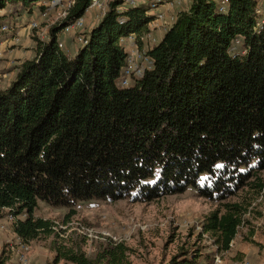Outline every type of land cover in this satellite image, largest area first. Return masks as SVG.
<instances>
[{"label": "trees", "instance_id": "16d2710c", "mask_svg": "<svg viewBox=\"0 0 264 264\" xmlns=\"http://www.w3.org/2000/svg\"><path fill=\"white\" fill-rule=\"evenodd\" d=\"M52 1L0 0V27ZM72 1L69 22L92 2ZM123 2H110L75 55L59 47L64 24L51 26L50 39L37 38L33 57L0 88V216L13 215L12 229L27 243L54 235L56 264H132V248L105 237L88 254L37 214L40 201L68 208L69 219L80 200L150 202L193 187L224 201L254 177V187L264 186L258 0H226L224 10L217 0H191L158 44L138 41L151 67L127 86L121 79L128 52L120 39L149 33L155 16L148 4L119 10ZM245 211L225 204L202 222L201 235L210 234L219 252L229 250ZM199 251L184 249L169 264H210L213 255Z\"/></svg>", "mask_w": 264, "mask_h": 264}, {"label": "rangeland", "instance_id": "374dc122", "mask_svg": "<svg viewBox=\"0 0 264 264\" xmlns=\"http://www.w3.org/2000/svg\"><path fill=\"white\" fill-rule=\"evenodd\" d=\"M110 1L106 0V3L109 4ZM181 6L187 7L185 3ZM57 11L56 7L49 18L43 21V29H50L57 22ZM30 15L25 13L21 17L18 16L14 21L17 24L15 35L18 39L13 40L15 43L4 45L5 50L0 58V88L7 87L18 66L35 54L36 39L40 36L33 30H23L28 27ZM161 29L165 30L163 27ZM69 34L61 35L64 45ZM153 35L158 44L160 36L154 33ZM3 37L11 39L13 34H3ZM258 177L264 183V170L258 173ZM257 180V177H254L251 184L224 201L202 197L196 189L190 187L183 193L165 195L150 202L130 199L80 200L75 206L76 213L69 219L68 208H57L40 201L37 214L54 220L57 224L55 230L60 233L61 238L82 243L88 254L96 251L97 244L105 240L104 236L126 242L132 248V264H169L171 258L184 249L197 252L201 250L199 252L204 257L206 253L213 255L210 261L212 264H215L216 254L222 257L219 264H235L242 261L264 264V186L254 187ZM227 203L242 204L246 211L243 215L244 221L234 239V246L228 252H219L210 234L201 235V225L213 211L224 212ZM1 224H5L6 228H1ZM54 238L52 235L29 243L31 264H56L55 252L51 249ZM19 241L12 229L9 214L5 212L0 216V264H20ZM57 264L73 263L62 260ZM203 264L209 263L203 261Z\"/></svg>", "mask_w": 264, "mask_h": 264}, {"label": "built area", "instance_id": "2783aa9c", "mask_svg": "<svg viewBox=\"0 0 264 264\" xmlns=\"http://www.w3.org/2000/svg\"><path fill=\"white\" fill-rule=\"evenodd\" d=\"M113 1V0H111ZM110 1V2H111ZM219 1L220 4V9L224 10L225 5H226V0H217ZM109 4L106 3V0L101 1V0H92L90 7L98 6L102 10V15L104 16L107 11L109 10ZM185 0H124L123 4L118 7L119 10L128 8L129 6H137L140 4H148L149 10L155 11L154 16H155V21L159 22V25H161L164 29H167L169 26H171L177 19L178 12H174V14L168 16L167 15V8H174L181 6ZM47 8L45 10L41 11H36L34 12L29 19L28 27L24 28L29 29L30 31L38 33L40 36V39L42 40H48L50 39V29L46 28L43 29V21L45 19H48L49 16L52 14V10H54L56 7L58 8V16L56 18L55 24L53 25H58V24H64L63 28L61 31L58 33V44L60 48H64V42L61 39L62 34H67V33H73L75 32L74 35V40L78 48L85 46L89 42V31L86 30V24H85V19L84 16L79 17L75 19L72 22L67 21V18L69 16V9L71 5L73 4L72 0H67L65 3L57 4L56 1L52 2H45L44 3ZM56 12V11H54ZM53 12V13H54ZM257 13L259 15H264V0H258V7H257ZM16 28L17 24L16 23H8L5 22L1 27H0V58L3 55V52L5 50L4 45L6 43H15L13 40L18 39L16 34ZM19 34L21 31H18ZM3 34H13V37L10 38H5L3 39ZM143 41L146 45L148 46H153L157 44V39L154 37L152 32L150 31L149 33L143 34L140 37L136 33H130L127 36H123L120 39V42L125 46L127 52H128V58H127V65L124 68L123 71V76L121 79V84L123 86H127L130 84L133 76H138L143 74L144 70L146 67H151L148 65L149 57L146 54V49L145 50H140L138 41ZM129 42H132L134 44V47L129 48L128 44ZM1 77V73H0ZM1 79V78H0ZM9 219L11 221L14 220L13 215H9ZM1 228L5 229V224H1ZM107 237V236H104ZM112 238V237H111ZM19 244H20V250L18 251V258L20 264H31L30 262V257H29V250H30V245L29 243L23 241L21 238L18 237ZM114 239V238H113ZM116 240V239H114ZM120 241V240H116ZM234 240L231 241L230 243V249L234 246ZM224 251V252H228ZM222 262V257L220 254L215 255V264H219ZM235 264H250L249 261H242V262H236Z\"/></svg>", "mask_w": 264, "mask_h": 264}, {"label": "crops", "instance_id": "0c3cea01", "mask_svg": "<svg viewBox=\"0 0 264 264\" xmlns=\"http://www.w3.org/2000/svg\"><path fill=\"white\" fill-rule=\"evenodd\" d=\"M101 1H104V0H101ZM184 3L187 5L186 8H184V6H180V7L178 6V7H174V8H167V10H166L167 15L170 16V15L174 14V12H176V11L180 12L182 10L188 9L190 4H191V0H185ZM154 12L155 11L151 10V11H149V14L154 15ZM102 18H103V15H102L101 8H99L98 6L89 7V9L87 10V12L84 15L85 24H86V30L90 31L91 28L96 26L102 20ZM149 27L151 29L152 34L154 33V34L159 35L160 39L163 37L164 33L166 32V29L162 30L161 29L162 27L159 25V22L155 21V20L150 22ZM23 30H24V28H23ZM74 35H75V32L70 33L69 36L66 37V40L64 39L65 43H66L65 46H64V49L70 55H75L76 52L79 49L78 46L76 45V43L74 42L75 41L74 40ZM128 47L129 48H131V47L133 48L134 44L132 42H129ZM146 48H147V46L144 45L143 46V50H145ZM13 79H14V77L11 76L8 85L12 82Z\"/></svg>", "mask_w": 264, "mask_h": 264}]
</instances>
